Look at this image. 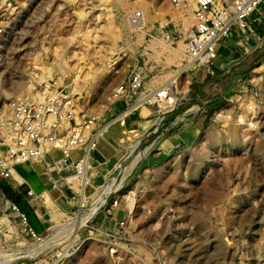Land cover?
<instances>
[{
    "label": "rangeland",
    "instance_id": "rangeland-1",
    "mask_svg": "<svg viewBox=\"0 0 264 264\" xmlns=\"http://www.w3.org/2000/svg\"><path fill=\"white\" fill-rule=\"evenodd\" d=\"M233 1L217 5L231 10ZM195 10L188 0H0V108L30 94L34 78L47 75L46 81L70 85L80 110L103 124L116 119L122 111L114 112L112 92L131 72L153 91L187 63ZM198 67L176 79L170 110L143 107L141 118L137 110L118 121L122 143L110 132L99 140L84 207L79 193L63 184L50 198L52 219L42 240L0 208V264H264V40L234 74L236 82L213 84L199 97ZM156 117L158 130L127 156L124 146L142 139L145 121ZM116 149L122 153L107 163ZM73 172L52 170L43 177L60 180ZM114 179H121L115 196L123 224L101 230L91 219L102 209L92 205ZM52 189L49 182L43 196ZM129 200L134 210L126 221ZM80 213L92 216L83 218L77 233L58 232Z\"/></svg>",
    "mask_w": 264,
    "mask_h": 264
},
{
    "label": "built area",
    "instance_id": "built-area-1",
    "mask_svg": "<svg viewBox=\"0 0 264 264\" xmlns=\"http://www.w3.org/2000/svg\"><path fill=\"white\" fill-rule=\"evenodd\" d=\"M218 1L195 0V26L186 39L187 63L212 68L217 44L228 37L233 27L241 32L249 31L248 19L262 3V0H234L229 10L218 6ZM34 79L30 94L15 97L0 108V200L3 201L0 208L16 213L23 222L25 218L18 208L1 191L2 182L12 177L16 167L37 164L42 172L52 174L51 168L61 169L68 163L83 162L107 133L101 117L78 108L70 85L58 84L55 80H36L37 76ZM112 99L114 105L123 104L120 112L129 115L143 107L171 106L176 102L177 92L165 84L153 94L145 89L140 76L131 72L113 89ZM53 151L59 154L57 158L52 155ZM79 151L80 155L73 158ZM54 180L48 178L53 186ZM108 198L110 201L107 200L99 210L119 207L117 196ZM122 224L123 221H116L114 228ZM28 233L38 238L31 229Z\"/></svg>",
    "mask_w": 264,
    "mask_h": 264
},
{
    "label": "crops",
    "instance_id": "crops-1",
    "mask_svg": "<svg viewBox=\"0 0 264 264\" xmlns=\"http://www.w3.org/2000/svg\"><path fill=\"white\" fill-rule=\"evenodd\" d=\"M248 23L250 26L249 31L241 32L236 27H233L230 30L228 37L223 39L217 44L216 63L214 65L216 70L213 71V67L211 69L205 67H198V69L200 70L198 71L197 69V71L199 72V81H197V85L195 87V92L198 97L200 94H203L204 89L213 87L214 74L219 72L222 74H228V73L235 74L236 71H238L242 67V65H244V60L245 58L248 57V54L254 52L256 49H258L261 46L262 40H264V0H262V3L258 7V9L249 17ZM122 106H123L122 103H119V106L117 103L115 105L114 112H120ZM142 111L143 108L139 109L137 114L140 118ZM155 116L157 115L155 114ZM158 117H162V115ZM158 117L154 118L153 120H146L145 123L146 122L149 123L147 127H145L144 129L141 128L140 131L138 130L140 136L144 134L142 139L137 138L136 140H133V142L130 143L129 145L124 146V150L128 152L127 156L129 155L131 156L135 152L136 148L140 143V140L142 143L144 139L146 140V138H148L150 132L155 133L158 130V128L162 123L161 122L159 124ZM137 123L139 126V122ZM132 124L134 125L133 122ZM119 128L120 127H118V122H117L114 125H112L108 131L110 132L109 137L115 143H118V141L122 143L121 140H118ZM136 142H138V144L135 146ZM120 153H122L121 150L119 151L116 149L114 155L109 156V159L106 162L109 163L113 161L116 158V156H118ZM127 156L124 159H126ZM92 158H93V154H91V159ZM18 167L20 169L24 168L28 172L22 174L16 168L13 172L12 177L2 182L1 191L3 196L10 203L14 204L18 208L20 214L25 218V222L23 223L27 228V232L28 229H31L37 236L41 237L49 231V222L52 219L50 215L51 213L49 211L51 205L50 200L51 199L55 200V197L58 191L60 190L59 188H61L64 183L62 184L60 183L57 186L56 191H53L54 189L48 190L47 195L43 196L42 190L46 189L47 185L49 184V181L48 179L46 180L43 177L44 174L41 171L40 166L37 164H32V165L20 164L18 165ZM70 168L71 165L68 163L67 166H63L62 170H66ZM52 169L54 168H51L50 170ZM78 173H79L78 171H75L73 173L63 175V178L66 180V182L72 188L74 187L73 189H75L76 191H77V185H75L74 181H69V178L74 175H77ZM84 177L85 178L88 177L89 180L88 183H90V178H89L90 176H87L85 174V171H84ZM64 193L67 194L68 192L64 190ZM78 202H79V198H78ZM14 216L18 217L16 213H14ZM123 218H124V212L122 209L112 208L110 211L102 210L100 213H97L91 219V223L95 227L113 229L116 226V221H121ZM111 224H113L112 228L109 227V225ZM20 264H26V263H20Z\"/></svg>",
    "mask_w": 264,
    "mask_h": 264
},
{
    "label": "bare ground",
    "instance_id": "bare-ground-1",
    "mask_svg": "<svg viewBox=\"0 0 264 264\" xmlns=\"http://www.w3.org/2000/svg\"><path fill=\"white\" fill-rule=\"evenodd\" d=\"M193 1H195V0H188V2L189 3H193ZM2 32H3V30H0V35L2 34ZM193 65L191 64V62L190 63H186L185 65H184V67L182 68V69H180L176 74H174L168 81H167V83L166 84H169L171 87H172V90H173V85H174V83H175V81H176V79L179 77V75L180 74H182L183 72H185L186 70H187V68H191ZM48 70V69H47ZM47 74L49 75L50 74V70L49 71H47ZM44 76V75H43ZM45 76H47V75H45ZM44 76V77H45ZM44 77H40L41 79H43ZM48 77V76H47ZM159 90V88L158 89H156V90H153L152 92H153V94H155L157 91ZM184 92H186V88H185V90H184ZM177 100V99H176ZM247 102V101H246ZM252 103H254V102H252ZM249 104V103H248ZM251 104V103H250ZM174 105V104H173ZM173 105H171V106H164V108L166 109V110H170L172 107H173ZM247 105V104H246ZM252 106L254 105V104H251ZM250 105V106H251ZM248 107V106H247ZM252 109H254V106H253V108ZM163 110V109H162ZM247 110H250L249 109V107H248V109ZM253 111V110H252ZM251 111V112H252ZM254 112V111H253ZM255 113V112H254ZM254 113H252V115L254 114ZM125 113H121L116 119H112V120H110V121H108L105 125H104V128L106 129V131L108 132L109 131V129L111 128V126L112 125H114L115 123H117L120 119H122V118H124L125 117V115H124ZM240 116V115H239ZM223 118L224 117H226V116H222ZM240 118H242V117H240ZM240 121H241V119H239ZM243 120V119H242ZM243 122V121H242ZM104 138V137H103ZM150 146L151 145H149V146H147L140 154H138L136 157H135V159L133 160V162H132V165H134L135 163H136V161L138 160V159H140V156H144L145 154H146V152H147V150L150 148ZM91 152L90 153H88L86 156H85V158L83 159V162H79V163H77V164H73V163H69L70 165H71V167L74 169V172L75 171H78L79 173L77 174V175H74V176H72V177H70L69 178V181H74V183H75V185H77V191H78V193H79V202H78V204H79V207L80 208H83L84 206V198H85V185L88 183V177H84V171H85V174L87 175V176H89L88 175V170H89V168H90V159H91ZM50 165V164H49ZM131 168V167H130ZM52 170H56V171H60V170H62V168L61 169H58L57 170V168H54V169H52ZM84 170V171H83ZM124 168H123V170L121 171V172H124ZM127 170V169H126ZM129 170V169H128ZM127 170V171H128ZM130 171V170H129ZM124 174V173H123ZM70 176V175H69ZM60 180H57V179H55L54 180V183H55V186H54V188L55 187H57L59 184H60V182L63 180V183L64 184H68L67 182H66V180L63 178V176H60V178H59ZM62 179V180H61ZM121 179H119V181H118V183L119 184H117L116 183V181H117V179H114L113 180V182H111L110 184H108V185H105V187L102 189V192H101V194L99 193V195L97 196V198H96V200H95V202L93 203V205H92V209L94 208L95 210L97 209V208H100L106 201H107V196H111V195H113V196H115L116 194H118L120 191H121V189L119 188V186L121 185V181H120ZM66 182V183H65ZM71 183V182H70ZM80 184V185H79ZM69 185V184H68ZM79 185V186H78ZM70 186V185H69ZM73 186H74V184H73ZM71 187V186H70ZM74 188V187H73ZM116 188V189H115ZM91 209V210H92ZM133 210H134V204H133V202L131 201V200H129L128 202H125V217H126V221H129L130 219H131V214H132V212H133ZM93 212V211H92ZM90 214H91V212H90ZM86 216V217H85ZM87 216H89L88 214H84V213H80L76 218H73V219H71V220H69L68 221V223L66 222V224L64 225V226H62L61 227V229H60V231H58L59 233H66V232H71V231H73L74 232V234L75 233H77L78 232V229H79V227H80V225H81V223H82V220H83V218H85V219H87ZM90 216H92V215H90ZM89 216V217H90ZM84 219V220H85ZM83 220V221H84ZM83 224V223H82ZM73 234V235H74ZM53 238V237H52ZM38 240H42V238H37ZM45 240V239H44ZM50 240V239H49ZM48 242V240H46V241H43V242H41V246L42 245H46V243ZM40 246V247H41ZM45 247V246H44ZM43 248V247H42ZM39 249V246H35V247H33V250H34V252L35 251H37ZM31 250V249H30ZM29 251V250H28ZM29 253V252H28ZM27 253V255H30V254H28ZM26 255V254H25ZM26 255V257H28ZM16 256V255H15ZM20 256V255H19ZM34 256V255H33ZM13 257V256H12ZM30 257V256H29ZM15 258V257H14ZM13 259V258H12ZM11 259V260H12ZM16 259V258H15ZM10 260V259H9ZM6 262V261H5ZM7 263V262H6Z\"/></svg>",
    "mask_w": 264,
    "mask_h": 264
},
{
    "label": "trees",
    "instance_id": "trees-1",
    "mask_svg": "<svg viewBox=\"0 0 264 264\" xmlns=\"http://www.w3.org/2000/svg\"><path fill=\"white\" fill-rule=\"evenodd\" d=\"M231 80L236 81V76H234L233 73L222 74V73L219 72V73H216V74L213 75V83L214 84H222V83H228V82L229 83H234Z\"/></svg>",
    "mask_w": 264,
    "mask_h": 264
}]
</instances>
